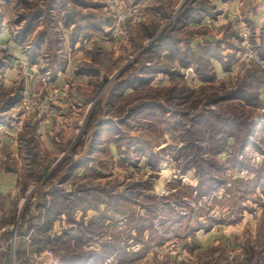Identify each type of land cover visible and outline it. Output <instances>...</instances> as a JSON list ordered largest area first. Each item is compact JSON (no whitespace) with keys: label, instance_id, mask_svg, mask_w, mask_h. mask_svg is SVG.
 <instances>
[{"label":"rangeland","instance_id":"374dc122","mask_svg":"<svg viewBox=\"0 0 264 264\" xmlns=\"http://www.w3.org/2000/svg\"><path fill=\"white\" fill-rule=\"evenodd\" d=\"M193 6L208 12L179 22ZM245 30L264 59V0H0V264H264V69L237 72ZM221 118L250 120L248 146L229 138L212 167ZM201 159L239 186L200 198Z\"/></svg>","mask_w":264,"mask_h":264},{"label":"trees","instance_id":"16d2710c","mask_svg":"<svg viewBox=\"0 0 264 264\" xmlns=\"http://www.w3.org/2000/svg\"><path fill=\"white\" fill-rule=\"evenodd\" d=\"M207 12H208L207 9H202V8H197V7L188 8L185 11V14H183V16H182V21L180 19L179 22H184L186 24L198 23L201 21L202 17H204V15L207 14ZM26 29L28 30V27ZM213 47H216V50L219 49V48H217V46H213ZM214 55H217V56H215L216 58H219L221 60L223 59V54H220L217 52ZM203 77H206V76H203ZM125 83H127V82H124V83L122 82L120 84V86L123 85V88H124L126 86ZM249 91L250 90H248L246 88L244 90L240 89L239 92H237L238 95H235V96L237 97L236 99L240 98V100L243 101L244 103H246L247 106H253L256 104V102H258V96H257V93L252 94ZM242 118H245V117L243 116ZM220 121L221 122H219V121L211 122L208 125V127L210 128L209 130L212 132V135L209 137L214 144L212 149H211V152L214 156H216L214 162L212 163V167H214V166L218 167L219 165H221L220 162H218L217 157L229 148L228 147L229 138H234L235 142L237 141L236 144L239 145L238 146L239 150L237 152H239L244 157H245V148L248 146L247 145L248 140L246 137L248 134L245 136L242 135V133L245 130V128H242V127H244V126L246 127L248 123H249L248 126H250V120H249V122H247L248 121L247 118L244 121L239 120V119L234 120L235 125L233 127L231 126V128L224 127V124H225L224 119L221 118ZM226 129L234 130V134L229 135L227 137H224L223 131H226ZM229 161L232 162V165L230 166L228 171H232L233 169H235L236 171L243 172V171L249 169L248 168L249 166H247L244 163V160H239V159L235 158V159H232ZM196 162H200V164L208 165V166H211V164L209 163V161L204 162V160L201 159L199 161L191 162V164L188 165V166H190L189 169L194 168L196 170V177L198 178L200 186L205 187L204 189H201V187H200V190L198 192V194L200 195V198L201 197L202 198L203 197H210L211 194L218 193L220 189H225V192L229 193L230 191L233 190L232 188L236 189V186H239V180H233V182H231L232 181L231 179L225 181V180H221V179L216 180V178L209 177V176H212V174L209 175L208 171L203 167V165H195ZM76 168H78V167H76ZM256 174H257V179H256L255 185L257 188H262V191L264 192V176H260L259 175L260 173H258V172ZM244 187L248 188V190L250 189V185L248 183H244ZM238 190L241 191V188H238ZM111 198L113 200H116L118 198H120V199L122 198L123 200H126V199H124V196H118V195L117 196H115V195L111 196ZM214 198H213L214 202H217L218 201L217 197H214ZM145 199L148 200L147 197ZM116 204H118V203H116ZM90 207L95 208V206H93L92 204ZM169 207L170 206H168V204H167V208H169ZM154 208L155 207H151L149 209H151L153 211ZM230 213L234 214L233 208L230 209ZM102 215L103 214L99 213L96 217H94V219L92 221H90L91 222L90 225H92L94 228L93 230L96 231L97 228H100V226H101V228L103 227V225H102L103 220L101 221ZM207 221L209 223V222H212L213 220L207 219ZM222 223H220V224H222ZM206 225H208V224H206ZM80 227L82 228L83 225H80ZM85 229H83V230H85ZM202 229H210V226H204L203 225ZM73 233L74 232H70L69 234H67V232H66V235H70L71 237H74Z\"/></svg>","mask_w":264,"mask_h":264},{"label":"built area","instance_id":"2783aa9c","mask_svg":"<svg viewBox=\"0 0 264 264\" xmlns=\"http://www.w3.org/2000/svg\"><path fill=\"white\" fill-rule=\"evenodd\" d=\"M251 34L249 31L245 30L242 34V45L244 48V52L239 59L238 63L235 65L237 66V72L241 75H244L246 70L250 68L252 65L261 67L264 69V59L259 56L257 51L251 48L250 43Z\"/></svg>","mask_w":264,"mask_h":264},{"label":"crops","instance_id":"0c3cea01","mask_svg":"<svg viewBox=\"0 0 264 264\" xmlns=\"http://www.w3.org/2000/svg\"><path fill=\"white\" fill-rule=\"evenodd\" d=\"M232 6H233V4H232ZM205 23H207V22L204 21L203 24H205ZM196 27L198 28L199 26H196ZM3 39H4L3 41H1V39H0V43L6 44L11 49L13 43L11 41H9V34L7 32H6V34L3 35ZM9 72H11L14 75V77L16 76V78H17V75H16L17 72H15V70H12ZM81 80H83V81H85V83H87L86 77L81 78Z\"/></svg>","mask_w":264,"mask_h":264}]
</instances>
